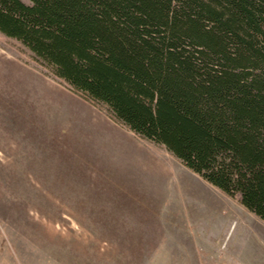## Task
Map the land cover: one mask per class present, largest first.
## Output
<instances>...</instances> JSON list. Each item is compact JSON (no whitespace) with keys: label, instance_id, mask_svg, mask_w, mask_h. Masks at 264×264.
Wrapping results in <instances>:
<instances>
[{"label":"rangeland","instance_id":"1","mask_svg":"<svg viewBox=\"0 0 264 264\" xmlns=\"http://www.w3.org/2000/svg\"><path fill=\"white\" fill-rule=\"evenodd\" d=\"M0 264H264V219L0 32Z\"/></svg>","mask_w":264,"mask_h":264},{"label":"trees","instance_id":"2","mask_svg":"<svg viewBox=\"0 0 264 264\" xmlns=\"http://www.w3.org/2000/svg\"><path fill=\"white\" fill-rule=\"evenodd\" d=\"M0 32L264 219V0H0Z\"/></svg>","mask_w":264,"mask_h":264}]
</instances>
